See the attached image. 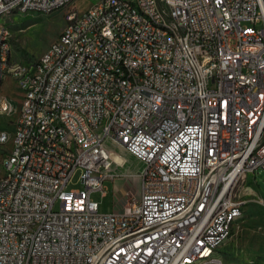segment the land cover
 Listing matches in <instances>:
<instances>
[{"label": "built area", "instance_id": "built-area-1", "mask_svg": "<svg viewBox=\"0 0 264 264\" xmlns=\"http://www.w3.org/2000/svg\"><path fill=\"white\" fill-rule=\"evenodd\" d=\"M74 1L0 0L5 19L73 18L35 80L26 65L9 69L0 24V88L10 75L22 92L18 143L0 149L11 154L0 164V264H224L234 227L223 233V221L240 204L228 183L264 171V0H139L179 45L129 0H89L82 13ZM12 106L0 99V117ZM107 144L144 169L123 173ZM77 172L82 188L68 190ZM133 176L136 191L100 214L90 194Z\"/></svg>", "mask_w": 264, "mask_h": 264}, {"label": "rangeland", "instance_id": "rangeland-1", "mask_svg": "<svg viewBox=\"0 0 264 264\" xmlns=\"http://www.w3.org/2000/svg\"><path fill=\"white\" fill-rule=\"evenodd\" d=\"M89 7V0H75L71 9H78L81 13ZM69 9L58 10L52 14L26 13L0 18V24H7L11 32L13 47V64L35 63L43 56L44 52L58 40L61 32L66 27L65 12ZM17 82L10 75L5 76L0 88V99H6L13 104L9 116L0 117V130H5L10 135L15 131V122L20 113L22 92L17 88ZM9 148L6 144L1 149ZM112 152L113 159L124 163L123 173L133 175L144 169V164L129 155L123 147H114L107 144ZM81 172H77L68 185V190L82 188ZM140 179L129 177L117 183L106 181L104 190L94 191L90 199L98 203L100 214H109L120 209L115 204V196L127 193L130 187L136 191ZM233 199L242 205V215L236 221L232 236L222 248L224 264H264V171L257 170L254 175L241 179L234 190ZM136 198L138 194H135Z\"/></svg>", "mask_w": 264, "mask_h": 264}, {"label": "bare ground", "instance_id": "bare-ground-1", "mask_svg": "<svg viewBox=\"0 0 264 264\" xmlns=\"http://www.w3.org/2000/svg\"><path fill=\"white\" fill-rule=\"evenodd\" d=\"M130 10H137V14L141 15L142 23L157 25V31L163 32L169 40H171L172 45H179V31L171 26L168 23H157V18H155L152 13L146 11L144 5H139V0H129ZM1 18V17H0ZM73 18H66V27L64 30L72 29ZM10 30V29H9ZM8 49L9 53H13V47L11 43V37L8 38ZM47 52V51H46ZM38 61H46V53ZM38 61L35 63H18V65H26L28 67V80L37 79L38 71ZM9 69H17V63L13 64L9 62ZM17 86L20 87V80H16ZM3 105H10V102L6 99H3ZM18 143V132H14L13 135L8 137L0 138V149L9 144V147H15ZM11 163V154L4 153L3 150H0V164H9ZM7 177L6 167H0V182ZM241 179H235V181H230L228 183V191H234L237 183ZM55 195H63V188H55ZM13 198H20V190H13ZM235 214L230 215V217H225L223 221V233H232V228L234 227L236 221L241 217V204H234ZM185 264H212V257H203L202 260L197 262H186Z\"/></svg>", "mask_w": 264, "mask_h": 264}]
</instances>
